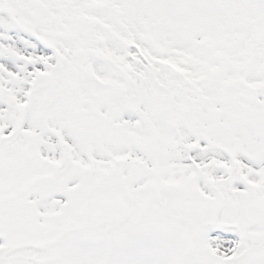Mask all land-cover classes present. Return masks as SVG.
<instances>
[{
  "label": "snow or ice",
  "instance_id": "6c2138e0",
  "mask_svg": "<svg viewBox=\"0 0 264 264\" xmlns=\"http://www.w3.org/2000/svg\"><path fill=\"white\" fill-rule=\"evenodd\" d=\"M0 264H264V0H0Z\"/></svg>",
  "mask_w": 264,
  "mask_h": 264
}]
</instances>
